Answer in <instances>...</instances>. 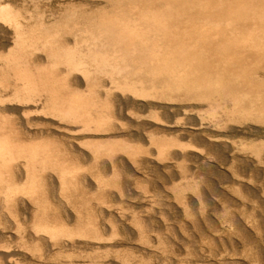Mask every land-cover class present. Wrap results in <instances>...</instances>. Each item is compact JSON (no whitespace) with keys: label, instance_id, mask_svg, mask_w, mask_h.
Returning <instances> with one entry per match:
<instances>
[{"label":"bare ground","instance_id":"6f19581e","mask_svg":"<svg viewBox=\"0 0 264 264\" xmlns=\"http://www.w3.org/2000/svg\"><path fill=\"white\" fill-rule=\"evenodd\" d=\"M13 1L0 0V264H27L25 259L30 253V244L34 245L33 248L36 245L40 249L44 247L36 251L41 254L46 250L42 252L51 253L52 258L55 257L53 254L66 252L63 256L67 258L60 259V262L54 259L55 264H141L142 258L138 262L140 256L136 254V258L135 253H146L149 248L146 245L150 242L146 235L143 239V231L136 229L133 232L130 227L131 221L136 219L138 223L142 219L136 215L138 206L130 205L128 212L119 210L118 206L116 213L119 217L115 221L107 217L110 202L105 198L111 189L106 188L105 184H110L104 178L108 177L106 174L110 175L109 171L116 177L125 169L127 177L132 178V168L135 171L146 170L152 165L161 172V166L173 170V166L181 167L179 165L184 160L187 164L188 160L198 164L202 159L199 152L203 144L205 152L208 148L213 157L223 150L221 153H229L232 159H250L254 170L264 173V0H55L56 7L49 11L42 7L40 0ZM48 4L53 5L51 1ZM180 112L184 115L181 117L183 120L180 115L178 118L175 116ZM197 115L201 119L194 121L192 117ZM187 136L195 137L194 141L192 138L184 141ZM199 148L201 150L198 151ZM217 157L218 162L220 159ZM204 160L203 156L202 162L206 164ZM88 162L97 168L94 177L93 168L90 175L84 170V164ZM244 162L241 161L245 165ZM185 164H181L183 170L179 169L173 179L178 176L183 179L192 172L190 168L194 166L189 168ZM184 167L190 171H185ZM199 169L198 166L196 172ZM242 169H239L240 174ZM156 171L153 172L159 173ZM148 173L146 170L145 175ZM193 173L196 177L197 173L192 172L191 175ZM233 173L232 176L235 175ZM190 179L195 181L193 185H200L201 180ZM122 180L121 188L126 185ZM174 181L172 183H176ZM239 181L236 183L243 192L247 195L253 193L251 196L255 197L256 190ZM115 182L112 184L114 187ZM182 183L171 187L172 190L174 186V190L180 188L182 196L178 192V195L174 194L180 198L190 192L185 190L184 194V189L190 188L191 183H185L189 185L187 188ZM233 184L235 186V182ZM196 186L191 187L199 189L200 186ZM234 186L231 185L232 189ZM36 187H40L37 192ZM240 188L236 187V190L242 193ZM234 189L233 192L236 191ZM192 190L193 194L195 189ZM239 193L235 195L238 198L241 197ZM192 194H189L191 199ZM118 195L115 194L117 197L121 194ZM195 195L200 197L198 193ZM156 197L158 200L159 196ZM47 198H52L56 206L53 207V202L51 204ZM260 198L262 202L264 198ZM42 201H49L53 208L48 209L49 206ZM205 201L203 199L200 203ZM183 202L185 204V198ZM215 206L210 209H216ZM11 210L13 215H20L13 216L15 221ZM225 210L229 217L231 211L227 206ZM107 220L110 228H106ZM212 220L206 222L211 223ZM141 222L144 220L138 225ZM233 224L236 226L237 219ZM238 224L241 226L242 223ZM145 227L142 229V224L139 225L140 231ZM144 233L148 232L145 230ZM248 248L250 251V246ZM36 251L32 249L33 253ZM215 255L218 256L217 253ZM250 255H247L249 259L254 256ZM36 257L41 256L36 254ZM30 260V264L34 263ZM193 261L186 264H199L197 260V263ZM235 261L233 258L232 262ZM38 262L51 264L53 260L51 263H48L49 259Z\"/></svg>","mask_w":264,"mask_h":264},{"label":"rangeland","instance_id":"374dc122","mask_svg":"<svg viewBox=\"0 0 264 264\" xmlns=\"http://www.w3.org/2000/svg\"><path fill=\"white\" fill-rule=\"evenodd\" d=\"M13 1V0H12ZM15 1H18V3L20 2V1H23V0H14L13 2L15 3ZM44 1V0H43ZM43 1L42 0H40V2H42V7L45 9V8H48V10L47 11H49V9L51 8V7H56V6H54L55 4H54V2H55V0H47V2L45 1V4L43 3ZM50 1L53 3V5L51 6V5H49L48 4V2L50 3ZM50 7H49V6ZM48 6V7H47ZM201 107H197V109H199V111L200 110H202L203 111V109H200ZM181 113V112H180ZM176 114L175 116H177V118L179 117V115H180V117L179 118H183V113H181V114ZM182 115V116H181ZM194 117H195V119H194ZM181 118V119H182ZM193 118V120L194 121H198L199 119H201L200 118V116H193L192 117ZM196 118H198V119H196ZM183 120V119H182ZM238 136H236L235 138H237ZM188 138H192L191 136H187V137H185L184 138V141H188L189 139ZM194 139H195V137H193L191 140H193L194 141ZM197 141H198V139H197ZM198 146H200V144H198ZM202 146H203V148L205 149L206 147L202 144L201 146H200V148H202ZM198 149V151L199 150H201V149ZM202 148V150H204ZM219 149H221V148H219ZM202 150L199 152V154L202 156V159L199 161V162H197L198 164H196V163H194V161H190V160H188V164H187V160L185 161H183V162H181L180 163V165L179 166H181V167H183V165L185 164V162H186V164H185V166H187L188 167V165H189V168H190V166L191 167H193V168H190L191 169V171L192 172H195V173H197L196 175V177H195V174L194 175H191L192 174V172H190V173H187V177H188V175L190 176V177H188V179H187V177H185V178H181V177H177V178H175V179H173V176L177 173V175H178V173H179V169L180 170H183V168L181 169V167H179L178 168V166H173V170H172V168H170L171 170H169V168L167 169V168H163L162 166L159 168V169H161L162 168V170H161V172H159L160 170H158V168L157 169H155V167H151V166H149V168L151 167V169H149L148 167L147 168H145L146 170H147V173H148V175L146 174L145 175V173H146V170H141V169H136V171L134 170L135 168H132L133 169V175L131 174V176H133L132 178H133V181L135 180V178H136V183L135 182H133V181H130V180H132V178L131 177H127V172L126 171H124L125 169H123V171L121 172V174H120V172L118 173V176H120L119 178H118V176H116L115 177V175L114 174H112V172L111 171H109L108 172V174H110V175H105V176H108V177H106V178H104V179H106V180H109V181H107V182H109V184L110 185H108V183L106 182V180L104 181L105 183H107V185L105 184V186H106V188L108 187L109 188V190H110V195L109 196H111V197H107V198H105L106 199V201L109 203L110 202V209H109V206H108V203H106V205L108 206V213H110L109 214V216H107V217H109L108 219H111V221H115V218H117V214L118 213H116L117 211V209H118V206H120L119 207V210H123V211H127L128 212V207H130V205L132 206V205H135V206H138V207H136L137 209H138V213L136 214V215H138L139 214V217L140 218H142L143 220H144V222H141V224H142V229H143V227L144 226H146L144 229L146 230V232H148V233H144L145 232V230H141L140 231V229L141 228H139V225H141V224H139L138 225V223H140V221L142 220V219H140L139 217H137L138 219H140V221H138V223H137V221H136V219H135V222H134V220L133 221H131V223H133V224H135V225H137L138 226V228L135 226V225H133V224H131L130 223V227H131V229H133V232L134 231H136V229L138 230L139 229V232H142L143 233V239H148L149 241H148V243L150 244V246H148L149 244L148 243H144V245L145 244H148V245H146L147 246V248L149 247V248H152V249H146V250H148V251H146V253L145 254H147L148 255V257H147V259H148V261L150 262V261H152L151 263H149L148 261H147V259H145L146 257H145V254L143 253V252H141V251H138V252H136L135 253V257H136V254H139V255H137V257L138 256H140V258L138 257H136L137 259H138V262H139V259H144V260H146V261H144V260H142L141 259V261H142V263L141 264H175V261H176V264H186V263H189L188 261L190 260V261H193V263H197V261H198V258H199V260L200 261H198V263L199 264H204L203 262H205L206 264H210V263H214V264H224L225 262V264H239V263H241V264H243V262H244V264H247V262H248V260H249V262H248V264H264V262H262V259H263V257H264V220L262 219V218H264V208H263V203H264V200H262V202L258 199V198H264V194H263V192H264V190H262V189H264V185H263V183L264 182H262L263 180L262 179H264V173L263 172H256L254 169V165L252 164V162L250 161V159H244L245 160V165L243 164V163H241V161H244V160H240V158L239 157H237V158H235V159H232V156L229 154V153H226L225 151H224V154H225V156H227L226 158H224L223 157V155L224 154H222L221 152H223V150H221V151H219L218 153V155L217 154H214V156L216 155V156H218L217 158H219L220 160H221V157H223L222 158V161H218L217 162V159L215 158V157H213L212 156V153L211 152H209L208 151V148H207V152H205V150L202 152ZM206 153V154H205ZM209 154H211V155H209ZM227 154V155H226ZM203 156H204V159H206V160H204V162H207L206 164L208 165V166H210V168L205 164V163H203L202 161H203ZM221 156V157H220ZM211 159H210V158ZM229 157V158H228ZM209 160H208V159ZM213 158H215V160L213 159ZM227 159V160H226ZM237 159V160H236ZM210 160H212V161H210ZM225 162H227V163H224V161ZM234 161V163H233V161ZM249 161V162H248ZM202 162V163H201ZM247 162V163H246ZM90 162H88V163H86L87 165H85L84 164V170L85 171H87V173L89 172V175L91 174V168H93L92 170H94V171H92V176L94 177V175H96L97 173V171H96V169H94V167H93V165H88ZM209 163V164H208ZM211 163V164H210ZM222 163V164H221ZM230 163H233L232 165H233V167H232V165L230 164ZM240 164V165H238V164ZM248 163H250L249 165H247ZM181 164H183V165H181ZM197 166H196V165ZM226 164H228V165H226ZM193 165V166H192ZM203 165H206V166H203ZM241 165H243V166H241ZM89 166L90 168H87V167ZM196 166V167H195ZM198 166H199V168H201V169H199V170H197V172H196V169H198ZM215 166V167H214ZM218 166V167H217ZM235 166V167H234ZM238 166H240L241 168H237ZM249 166H251V167H249ZM86 167V168H85ZM206 167V168H205ZM249 167V168H248ZM178 168V169H177ZM189 168H186V167H184V170L186 171L187 169L190 171V169ZM196 168V169H195ZM208 168V169H207ZM213 168V169H212ZM216 168V169H215ZM229 168V169H228ZM243 168V169H242ZM247 169L246 171H245V169ZM87 169V170H86ZM150 171H149V170ZM167 169V170H166ZM195 171H194V170ZM231 169H232V172H231ZM235 171H234V170ZM239 169H242L243 170V172H242V170H241V174L239 173L240 171H239ZM249 169V170H248ZM251 169V170H250ZM140 170V171H139ZM151 170H153V171H158L159 173H155V172H151ZM201 170H203L202 172H200ZM230 170V171H229ZM253 170H254V172H253ZM96 171V172H95ZM142 171L143 172H145V173H142ZM156 171V172H157ZM163 171H164V173H163ZM167 171H169V172H167ZM176 171V172H175ZM185 171H183V172H185ZM188 171V172H189ZM248 171V172H247ZM249 171H251L250 173H252V175L249 173ZM94 172V173H93ZM111 172V173H110ZM134 172H136L135 174H137V175H135L134 174ZM152 173V175H150L151 173ZM199 172V173H198ZM234 172V173H233ZM96 173V174H95ZM122 173H124V175L122 174ZM168 173H170L169 175L171 176L170 178H172V179H168V178H166L167 176H169L168 175ZM172 173V174H171ZM174 173V174H173ZM232 173H233V175L235 174H238V176L236 175H234V176H232ZM242 173H244V174H242ZM246 173V174H245ZM255 173H256V176H255ZM120 174V175H119ZM140 174L141 175H143V176H140ZM162 174V175H161ZM164 174H166V177H165V175ZM213 174V175H212ZM250 174V175H249ZM122 175V176H121ZM130 174H128V176H129ZM150 175V176H149ZM163 175H164V177H163ZM198 175H199V178H197L198 177ZM228 175V176H227ZM230 175V176H229ZM241 175V176H240ZM242 175H243V178L242 179H240L241 177H242ZM244 175H246V178H245V176ZM247 175H248V177H247ZM262 177H261V176ZM111 176V177H110ZM113 176V177H112ZM141 178H140V177ZM144 176H147V179H146V177H144ZM149 176V177H148ZM155 176H156V178H159V179H156L155 178ZM176 176V175H175ZM193 176V177H192ZM232 176V177H231ZM251 176H252V178H251ZM258 176H260L261 177V179L258 177ZM115 177V178H114ZM123 177H125L127 180H124L125 178H123ZM200 177H202V178H200ZM228 177H230V178H228ZM233 177H235V179H233ZM241 181L242 180V182H243V184H245L246 186L248 185V186H252L253 187V189L254 190H256V192L257 193H254V195H255V197L253 196H251V195H253V193H248V195H247V192L245 193V191L243 192V190L240 188V185L238 184V183H236V182H238L239 180L237 179V178ZM257 177V178H256ZM114 180H113V179ZM120 178H122V179H120ZM129 178V179H128ZM138 178H140V179H138ZM142 178H143V180H142ZM179 178V179H178ZM190 178H194V179H192V181L193 180H196V179H198L196 182H198L199 180H201V181H199V186H198V183H195L194 185L192 184V183H194L195 181H193V182H191V179ZM209 178V179H208ZM248 178H250V179H252V181L250 180V179H248ZM153 179V180H152ZM163 179V180H162ZM179 180V181H177V180ZM180 179H182V181L180 182ZM192 184H189V182H187V180ZM190 179V180H189ZM205 179V180H204ZM243 179H245V181H243ZM258 179H260V180H258ZM112 180H113V182H112ZM119 180H120V182H119ZM121 180L122 181H125V187H123V188H121L122 187V183H121ZM145 180V181H144ZM165 180H167V181H165ZM173 180H175L174 182H176V183H172L173 182ZM185 180V181H184ZM231 180H232V182L234 183L235 182V186H234V184L231 182ZM234 180H236V181H234ZM114 181H116L115 183H116V186L114 187L113 185H114ZM117 181H118V183H117ZM130 181V182H129ZM239 181V182H240ZM248 181H249V183H248ZM251 181V182H250ZM127 182V183H126ZM130 184H132V185H130ZM152 182V183H151ZM159 182V183H158ZM164 182H166V183H164ZM180 182V183H179ZM183 182V183H182ZM253 182V184H251ZM254 182H255V184L257 183L258 185H260L261 186V184H262V186L261 187H259L257 184L256 185H254ZM124 183V182H123ZM148 183V184H147ZM183 184L184 186H185V188H187L189 185H190V188L189 189H191V190H189L188 188L187 189H184V194L186 193L185 192V190L186 191H190V192H187V195H186V197H184L185 198V204H184V198L183 197H179L180 195L182 196V194H179V190L178 189H180V188H178L177 190H174V188H175V184ZM185 183H187V184H189L188 186H186L185 185ZM259 183H261V184H259ZM113 184V185H112ZM120 184H121V186H120ZM128 184H129V186H128ZM151 184V185H150ZM175 185L174 187H173V190H172V186L173 185ZM197 184V186L196 187H199V189H200V192L201 191H203V192H201L202 193V195H201V193L200 192H197V191H199V189L198 188H193L195 185ZM201 184H202V186L203 187H201ZM236 184H237V186H236ZM117 185L118 186H120V187H117ZM135 185V186H134ZM148 185V186H147ZM155 185V186H154ZM222 185V186H221ZM226 185V186H225ZM231 185H232V187L234 186L235 187V189L234 190H236V187H237V189L239 190V188H240V190H242V193H241V191H239L238 192V190H236V191H234L233 192V189H232V187H231ZM110 186V187H109ZM146 186V187H145ZM161 186V189H160V191H159V187ZM165 186V187H164ZM191 186H193V187H191ZM206 186V189H207V191H205L206 189H204V187ZM250 186V187H251ZM257 186V187H256ZM149 187V188H148ZM158 187V188H157ZM212 187V188H211ZM221 187H224V189L223 188H221ZM228 187V188H227ZM251 187V188H252ZM259 187V188H258ZM107 188V189H108ZM119 188V189H118ZM129 188V189H128ZM165 188V189H164ZM202 188H203V190H202ZM226 188V189H225ZM229 188H231L232 190H228ZM260 188H261V190H260ZM38 189L40 190V187L38 188V187H36L35 188V192H37L38 191ZM115 191H114V190ZM121 189V190H120ZM123 189V190H122ZM133 189V190H132ZM138 189V190H137ZM192 189H195V191L194 192H196V193H194L193 192V194H192ZM209 189H212V190H209ZM220 189H222L221 191H223V192H221V191H219ZM108 190V191H109ZM125 190H126V193H125ZM132 190V191H131ZM165 190V191H164ZM209 190V191H208ZM259 190H260V192H259ZM114 192L113 194H114V196H115V194H119L121 191H124V192H121L120 194L122 195L123 193H125V194H123L122 196H121V198H120V196L119 197H117V196H112V192ZM119 191V192H118ZM141 191H143V192H141ZM152 191V192H151ZM172 191V192H171ZM173 191L174 192H176V193H173ZM204 191L205 192H207V194H205L204 193ZM210 191H212V192H210ZM225 191V192H224ZM231 193H230V192ZM263 191V192H262ZM128 192H131V193H128ZM141 192V193H140ZM144 192H147V193H144ZM154 192V193H153ZM160 192H161V194H160ZM177 192H178V194H179V196H175L174 194H176V195H178L177 194ZM212 195H210L209 193ZM226 192H228L227 194H226ZM236 192V193H235ZM133 193V194H132ZM143 193H144V196H143ZM152 193V194H151ZM156 193V194H155ZM158 193V194H157ZM181 193V192H180ZM200 194V197L198 196V195H195V194ZM205 194V197H206V195H208V196H211V197H213L216 193H218L217 195H215L213 198L214 199H211V197L209 198L208 196V198L206 199L203 195ZM212 193H214V194H212ZM224 194V198H223V195L222 194ZM230 193V194H229ZM235 193V194H234ZM238 193L240 194L239 195V197L240 198H238V196H235L236 194L238 195ZM262 193V194H261ZM142 194V195H141ZM149 194V195H148ZM155 194V195H154ZM189 194L191 195L192 194V196L191 197H193L192 199L190 198V196H189ZM234 194V195H233ZM243 194V195H242ZM250 194V195H249ZM258 194H259V196H258ZM130 195H132V196H130ZM140 195L142 196V197H140ZM146 195H148L147 197H148V199H146L147 197H146ZM154 195V198L152 197ZM169 195V196H168ZM172 195V196H171ZM174 195V196H173ZM193 195H195V196H193ZM222 195V196H221ZM227 195H228V197H230V198H228L227 197ZM233 195V196H232ZM134 196L136 197V198H134ZM156 196H159V198H158V200H157V197ZM196 196H198L197 198H199V201L197 200V198H196ZM201 196H203V197H201ZM243 196V197H242ZM258 198H257V197ZM112 197H113V199H112ZM123 197V198H122ZM132 197V198H131ZM175 197H177V199L175 198ZM224 199V200H222V198ZM226 197V198H225ZM126 198V199H125ZM130 199V201H129V199ZM149 198H152V199H149ZM186 198H189L188 200L186 199ZM204 200H206L207 201V204H206V201L205 202H203L204 204H206V205H204L203 203H200L201 202V200L203 201V199ZM217 198V199H216ZM234 198V199H233ZM237 198V199H236ZM241 198H242V201H241ZM260 198V199H261ZM117 199H122V200H117ZM124 199V200H123ZM135 199H136V202H135ZM146 199V200H145ZM154 199V200H153ZM164 199V200H163ZM179 199L180 200H182V202L181 201H179ZM195 201H194V200ZM201 199V200H200ZM216 199V200H215ZM231 199H233V200H231ZM258 199V200H257ZM42 200H44L43 198H42ZM46 200V199H45ZM44 200V201H45ZM47 200H51V204H52V202H53V207H55L56 205H54L56 202L55 201H53L52 200V198H50V199H48L47 198ZM109 200V201H108ZM125 200H127V201H125ZM142 200V201H141ZM145 200V201H144ZM177 200V201H176ZM187 200V201H186ZM218 200V201H217ZM232 201V202H234L235 201V203H237L236 202V200L237 201H239L240 203L238 204L237 203V205L236 206H238V207H236V206H234V204L233 203H231V205H230V203L228 202V201ZM245 200H247V201H245ZM44 201H42V202H44ZM121 201H124V202H121ZM132 201V202H131ZM139 201V202H138ZM154 203H153V202ZM155 201H156V203H155ZM158 201V202H157ZM216 201V202H215ZM226 201V202H225ZM260 201V202H259ZM41 202V204L43 205V203ZM46 202L48 203V204H46ZM46 202H44V205L46 206L47 205V207L49 206V208L48 209H50V208H53L51 205H50V202L49 201H46ZM118 202V203H117ZM120 202H121V205L122 206H124L123 208H121L122 206L121 205H119L120 204ZM128 202H129V204H128ZM131 202V203H130ZM175 202V203H174ZM188 203V206H187V203ZM199 206V204H201L200 206H199V208H198V206L196 205L195 207H194V205H195V203ZM199 202V203H198ZM213 202H214V204L216 205H213ZM218 202V203H217ZM221 202V203H220ZM223 202H225V206H223L222 205V203ZM38 204H40V202H37ZM95 202H93V204H94ZM123 203V204H122ZM133 203V204H132ZM135 203V204H134ZM139 203H142V204H139ZM148 203V204H147ZM159 203V204H158ZM191 203V204H190ZM116 204H118L117 206H115ZM124 204H126V206L124 205ZM154 204V205H153ZM168 204V205H167ZM211 204V205H210ZM229 204V205H228ZM258 204V205H257ZM260 204H262L261 206H260ZM79 205V204H78ZM84 205H86V204H84ZM114 206L113 208H112V206ZM129 205V206H128ZM142 205V206H141ZM147 205V206H146ZM169 205H170V207H169ZM172 205V206H171ZM184 205H186L185 206V208H187V210H188V212H186L187 210L184 208ZM218 205V206H217ZM239 205H241V206H239ZM74 206H77V203L74 205ZM141 206V207H140ZM145 206V207H144ZM149 206V207H148ZM155 206V207H154ZM204 206H206L205 207V209L203 208V210L201 209V207H204ZM211 206H213V207H211ZM214 206L216 207V209H210V208H214ZM224 208H223V207ZM226 206H227V209L229 210V211H231V207H232V211H231V214L229 213V217H228V212H227V210H225L226 209ZM244 206V207H243ZM117 207V208H116ZM125 207H126V209H125ZM143 207V208H142ZM147 207V208H146ZM152 207V208H151ZM166 207V208H165ZM168 207V208H167ZM219 207V209H217ZM261 207H262V209H261ZM144 208H146L147 209V211H145L146 209H144ZM149 208V209H148ZM160 208V209H159ZM193 208H194V210H193ZM198 208V209H197ZM236 208H237V210L239 211V210H241V211H237L236 210ZM241 208V209H240ZM141 209L143 210V211H141ZM202 210V212L203 213H201V210ZM243 209V210H242ZM112 210H115V211H112ZM157 210V211H156ZM160 210V211H159ZM184 210H186V211H184ZM190 210V211H189ZM200 210V211H199ZM205 210V211H204ZM209 210V211H208ZM212 210V211H211ZM221 210H223V211H226V212H223V211H221ZM262 210V211H261ZM12 211V210H11ZM150 211V212H149ZM154 212V214H153V212ZM192 211H193V213H192ZM198 211V212H197ZM233 211H236V213L235 212H233ZM16 212V211H15ZM14 212V213H15ZM114 212V213H113ZM152 212V213H151ZM179 212H180V214H179ZM185 212V213H184ZM208 212H209V214L211 215V216H209V214H208ZM222 212H223V214H224V216H223V214H222ZM9 213H11L10 211H9ZM113 213V214H112ZM116 213V214H115ZM186 213H188V214H186ZM190 213V214H189ZM198 213V214H197ZM227 213V214H226ZM240 213V214H239ZM141 214V215H140ZM183 214V215H182ZM204 214H208V215H204ZM225 214H226V216H227V218L225 217ZM235 216H237V217H235V220H234V218H233V216L234 215ZM241 216H239V215ZM12 215V216H11ZM11 215L9 214V216H11V217H13V216H15L16 214H14L13 215V211H12V213H11ZM18 215V214H17ZM15 216V217H20V215H18V216ZM115 215H116V217H115ZM160 215V216H159ZM196 215V216H195ZM202 215V216H201ZM231 215V216H230ZM233 215V216H232ZM113 216V217H112ZM144 216V217H143ZM198 216V217H197ZM206 216V217H205ZM240 218H239V217ZM15 217H13L14 219H12L13 221H15ZM111 217V218H110ZM119 217V216H118ZM212 217V218H211ZM223 217V218H222ZM224 217L226 218V219H224ZM112 218H114V219H112ZM204 218H206L205 220H204ZM210 218V219H209ZM231 218H232V220H231ZM241 218H243V219H241ZM248 220H247V219ZM10 219V220H11ZM98 219H100L99 218V216H98ZM107 219V218H106ZM211 219H213L212 221L214 222H211V223H208V222H206V220L208 221H211ZM236 219H237V224H236ZM238 219H240V221H238ZM102 220V219H101ZM224 220V221H223ZM226 220V221H225ZM234 220V222H232ZM243 220H246V223H244V221ZM260 220V221H259ZM147 221V222H146ZM150 221V222H149ZM153 221V222H152ZM200 221V222H199ZM229 221V222H228ZM230 221L232 222L231 224H230ZM107 222H108V225H107V227L106 228H110L109 227V225H110V222L107 220ZM130 222V221H129ZM206 222V223H205ZM226 222V223H225ZM238 222H240V224H241V226L238 224ZM149 224V226L150 227H152L151 228V230L149 229L150 227L148 226V224ZM200 223V224H199ZM222 223V224H221ZM233 223H235L236 224V226H234V224ZM250 223H252V224H250ZM263 223V224H262ZM144 224V225H143ZM210 224V226H208ZM230 224V225H229ZM245 224H248V225H245ZM26 225V224H25ZM200 225V226H199ZM205 225V226H204ZM202 226H203V228H202ZM213 226V227H212ZM240 227V228H238V227ZM245 226V227H244ZM263 226V227H262ZM71 227V226H70ZM73 227V226H72ZM136 227V228H135ZM156 227V228H155ZM218 227V228H217ZM225 227V228H224ZM233 227H234V229H233ZM158 228V229H157ZM200 228H202L204 231H202V229H200ZM227 228V229H226ZM229 228V229H228ZM6 229H8V228H5V230ZM155 229V230H154ZM223 229L224 230H226V231H223ZM9 230H11V229H9ZM154 230V231H153ZM160 230V231H159ZM228 230V231H227ZM150 231V232H149ZM201 231V232H200ZM205 231H208V232H210V233H208V232H205ZM155 232H157V234L155 233ZM203 232H205L207 235H209V236H207L205 233H204V235L202 234ZM212 232V233H211ZM150 234V236H147V235H149ZM153 234H155V235H153ZM160 234V235H159ZM211 234H213V235H211ZM135 235H136V232H135ZM134 235V236H135ZM144 235H146V237L144 236ZM203 235V236H202ZM224 235V236H223ZM76 236H77V234H76ZM135 237H137V236H135ZM145 237V238H144ZM152 237V238H151ZM160 237V238H159ZM201 237H202V239H201ZM162 238V239H161ZM208 238V239H207ZM214 238V239H213ZM150 239H151V241H150ZM159 239V240H158ZM134 240H136V239H133L132 241L133 242H137L138 243V240H136V241H134ZM162 240H164V241H162ZM169 240V241H168ZM177 240V241H176ZM186 240V241H185ZM188 240V241H187ZM193 240H195V241H193ZM197 240H198V242H197ZM175 241V242H174ZM179 241V242H178ZM161 243H163V244H161ZM197 243V244H196ZM236 244V245H234V244ZM237 243H238V245H237ZM185 244V245H184ZM188 246H187V245ZM195 244V245H194ZM202 244V245H201ZM194 245V246H193ZM240 245V246H239ZM30 247V249H28L29 250V254H28V251H27V254L28 255H26V259H25V263H27V264H30L29 263V258H31V260L30 261H34V263L36 264V262L39 264V262L38 261H40L41 262V260L42 261H45V259L47 260V259H49V261L50 262H48V263H51V261L53 260V262L51 263V264H55V262H54V259H55V261H57L58 260V262H60L61 260H64V259H66L67 257L65 256H63V254L64 253H66V252H63V254L61 253V255L63 256V257H60L58 254H53L55 257L56 256H58L59 258H52L53 256L51 255V253H50V255L49 254H46L47 252H42V251H46V250H42L41 251V254L39 253V251L41 250V249H44V247L42 248L41 247V249H40V246H35V248H33L32 246H34V245H32L31 246V244L29 245ZM197 246H199V247H197ZM201 246V247H200ZM235 246V247H234ZM238 248H237V247ZM250 246V248H251V250L249 251L248 249V247ZM161 247H163V248H161ZM187 247V248H186ZM194 247H196V249L197 250H195V248ZM244 247V248H243ZM194 248V249H193ZM238 249V250H240V252L239 251H236V249ZM246 248V249H245ZM255 250H254V249ZM32 249H33V252L34 251H36V249L38 250L39 249V251L36 253H33L32 252ZM35 249V250H34ZM200 249V250H199ZM242 249H243V251H242ZM260 249V250H259ZM186 250V251H185ZM203 250V251H202ZM232 250H233V252H232ZM244 250L246 251L245 253L249 256L250 254V256H253L252 254H254V256H257L258 255V257H250V259H249V257L245 254V253H243L244 252ZM195 251H197V252H195ZM234 251H236V253L234 252ZM259 251V252H258ZM262 251V252H261ZM159 252V253H158ZM191 252V253H190ZM193 252V253H192ZM199 252L201 253L200 255H199ZM226 252H228V253H226ZM250 252V253H249ZM254 252V253H253ZM261 252V253H260ZM31 253H33L32 255H30ZM67 253H69V251L67 252ZM71 253H73L72 255L73 256H75L76 254V252L74 253L73 251H70V254ZM140 253L143 255H140ZM218 254V256H216L215 254ZM231 253V254H230ZM233 253H235V254H233ZM239 253V254H238ZM243 253V254H242ZM249 253V254H248ZM34 254H35V256H34ZM36 254H37V256H41V257H36ZM40 254V255H39ZM44 254V255H43ZM45 254H46V256H45ZM163 254V255H162ZM185 254H186V256H185ZM192 254H194V255H192ZM199 256H198V255ZM220 254H226L225 255V257L224 256H222V255H220ZM233 254V255H232ZM238 254V255H237ZM259 254H260V256H259ZM45 256V257H47V258H45V257H43V256ZM64 255H66V254H64ZM181 257H180V256ZM188 255V256H187ZM192 255V256H191ZM202 255H204L203 257H202ZM209 255V256H208ZM229 255V256H228ZM235 255V256H234ZM243 255V256H242ZM263 255V256H262ZM28 256V257H27ZM32 256V257H31ZM34 256V257H33ZM178 256V257H177ZM186 257V259H185V257ZM230 256L232 257L231 259H230ZM244 256H246V259H245V257ZM51 257V258H50ZM145 257V258H144ZM168 259H167V258ZM180 257V258H179ZM183 257H184V259H185V261H184V259H183ZM188 257H190V258H188ZM204 257H206V258H204ZM220 257V258H219ZM236 257V258H235ZM247 257H248V259H247ZM259 257H260V259H259ZM35 258V259H34ZM40 258H41V260H40ZM62 258H64V259H62ZM151 258V259H150ZM202 258H204L203 260H202ZM221 258H223V259H225V261L223 260V259H221ZM233 258H234V260L236 259V261H237V263H236V261H235V263L234 262H232V260H233ZM255 258V259H254ZM257 258V259H256ZM28 259V260H27ZM34 259V260H33ZM39 259V260H38ZM61 259V260H60ZM136 259V260H137ZM170 259V260H169ZM173 259V260H172ZM178 259H180L178 262H177V260ZM183 259V260H182ZM193 259V260H192ZM209 260V263H208V260ZM221 259V260H220ZM230 259V260H229ZM241 259V260H240ZM253 259H254V261H255V263H254V261H253ZM60 260V261H59ZM182 260V261H181ZM197 260V261H196ZM202 260V261H201ZM247 260V261H246ZM260 262H258V261ZM207 261V262H206ZM221 261H223L224 263H222ZM239 261V262H238ZM245 261H246V263H245ZM253 261V262H252ZM263 261H264V259H263ZM63 262V261H62ZM137 262V261H136ZM157 262V263H156ZM174 262V263H173ZM182 262V263H181ZM217 262V263H216ZM220 262V263H219ZM227 262H230V263H227ZM257 262V263H256ZM34 263H31V264H34ZM57 263V262H56ZM192 264V263H191Z\"/></svg>","mask_w":264,"mask_h":264}]
</instances>
